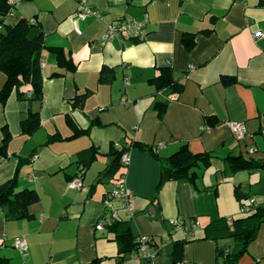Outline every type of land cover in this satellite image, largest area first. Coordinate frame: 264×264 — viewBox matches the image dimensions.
Returning a JSON list of instances; mask_svg holds the SVG:
<instances>
[{
  "label": "crops",
  "instance_id": "1",
  "mask_svg": "<svg viewBox=\"0 0 264 264\" xmlns=\"http://www.w3.org/2000/svg\"><path fill=\"white\" fill-rule=\"evenodd\" d=\"M86 2L95 14L79 20L75 0H20L0 25L2 30L19 17L36 20L44 45L75 66L59 67L55 52L43 49L42 100L28 103L12 92L0 103V144L2 128L10 134L6 156L0 155V184L15 175L16 190L38 194L30 219H7L0 212V258L7 264H141L134 255L116 260L107 225L125 221L134 238L145 235L157 245L154 264H170L171 241L184 237L181 264H215L217 243L202 238L204 226L239 216L250 198L264 202V167L232 169L237 156L264 164V0ZM118 19H146L143 38L100 45L106 24ZM256 31L262 36L255 37ZM185 33L194 35L189 49ZM165 65L181 84L168 98L149 83ZM224 77L231 81L223 83ZM4 80L0 71V88ZM86 90L91 92L82 105L74 106V96ZM122 97L128 102L121 103ZM155 100L166 102L161 115L152 107ZM28 109L38 113L39 125L25 134L20 121ZM229 122L243 124L241 140ZM131 141L153 153L128 147V163H113L110 146ZM195 153L212 155L208 167L196 168L195 184L161 181L166 157ZM73 180L80 181L79 189L70 187ZM119 181L131 192L133 210L112 220L103 200ZM235 188L245 196L241 202ZM99 219L106 220L103 230L94 228ZM170 219H195L199 227L183 234ZM15 238L26 242V255L13 246ZM239 264H264V220Z\"/></svg>",
  "mask_w": 264,
  "mask_h": 264
},
{
  "label": "trees",
  "instance_id": "2",
  "mask_svg": "<svg viewBox=\"0 0 264 264\" xmlns=\"http://www.w3.org/2000/svg\"><path fill=\"white\" fill-rule=\"evenodd\" d=\"M9 13L6 0H0V25L3 24L4 18ZM193 36V33H185L183 35V44L188 49L193 46ZM43 49L55 52L56 63L59 67H64L67 71L74 70L75 66L70 57L65 56L59 49L44 45L43 30L36 20L19 17L12 24H4L3 29L0 30V71L5 76L4 83L0 88L1 104L5 102L12 92H14L17 99L27 100L28 103L33 100H42L41 52ZM103 72H105L104 69L101 71V78L104 74ZM58 74V72H54L51 76ZM230 81L231 79L229 78H222L223 83ZM149 83L154 85L156 93H162L166 98L176 94L181 89V84L173 80L169 65L159 67L157 75L149 79ZM90 92V90H86L76 94L73 105L76 107L81 106ZM165 105V101L155 100L152 107L161 115ZM205 122L208 126L214 125V119L210 117L205 118ZM38 125V113L28 109L25 117L20 121L21 132L30 134ZM9 138L10 134L7 128L3 127L0 155L4 157L6 156L5 150ZM134 146L152 152V147L136 141H131L128 145L120 147L111 145L110 149H112L113 163L120 160V155L126 151V148ZM176 154L166 157L165 162H162L161 181H187L195 184L197 178L196 168L198 166L203 168L208 167L209 160L212 157L209 153H195L183 159L181 157L175 158ZM232 159L238 160L239 162L232 169L238 167H264V164L257 159H241L240 156L233 157ZM14 184L15 175L0 184V212L7 219H30L33 215L29 212V206L38 201V194L34 189L30 188L16 190ZM234 193L240 202L245 197L239 192L238 188H235ZM246 204L242 203L241 207ZM194 220L190 219L189 221ZM263 220L264 202L258 205L254 201L249 212L241 213L237 217H220L204 226L202 238L213 239L217 243L215 249V264H239L240 257L247 253L248 246L254 239L257 229ZM107 230L113 233L112 238L117 246V262L120 263L131 255H138V238L132 236L125 221H112V223L107 225ZM148 239V242L152 243L156 248L157 245H155L152 239ZM223 240H227V242L219 245L218 242ZM185 242H187L185 237L182 240L171 241L172 255L170 264L182 263V248ZM140 262L144 264L143 261ZM7 263L6 258H0V264Z\"/></svg>",
  "mask_w": 264,
  "mask_h": 264
},
{
  "label": "built area",
  "instance_id": "3",
  "mask_svg": "<svg viewBox=\"0 0 264 264\" xmlns=\"http://www.w3.org/2000/svg\"><path fill=\"white\" fill-rule=\"evenodd\" d=\"M20 0H6L7 7L9 9V14L7 16L12 15L16 4ZM77 3V10L75 12V17L79 20H83L89 15L95 14L94 10L91 9L86 0H75ZM121 1V0H118ZM147 20H135V19H118L115 21H112L110 23H107L105 26V29L103 33L100 36L99 44L104 45L107 42H110L112 40H118L120 43H124L126 41L136 40V39H142L144 36V28L146 25ZM255 37L262 36V32L256 31L254 33ZM128 100H126L124 97L121 98V103H126ZM229 129L233 136L237 140H241L245 135V128L242 123L238 122H229L228 123ZM120 161L124 164L128 163V155L126 152L121 153L120 155ZM70 187L79 189L81 186V183L79 180H73L70 182ZM131 192L127 189L124 182L119 181L113 189H111L105 196L103 200V205L105 208H107L110 211L111 219L112 220H119L118 213L119 211L125 212L127 215H131L132 213V205H131ZM114 202L119 203V207H114ZM254 204V199L250 198L248 200V203L241 207L240 213H246L249 212L251 209V206ZM169 225L175 229L182 231L183 234L185 232H191L194 229L199 227L198 221H188L183 222L176 219H170L168 221ZM106 226V220L105 219H99L95 225L94 228L96 230H103ZM148 237L145 235H142L138 237V248H137V257L143 261L144 264H154L155 260V254L157 249L154 247L152 243L148 242ZM13 246L22 254L26 255L27 251V245L26 242L22 238H15L13 240ZM135 255V254H134Z\"/></svg>",
  "mask_w": 264,
  "mask_h": 264
}]
</instances>
